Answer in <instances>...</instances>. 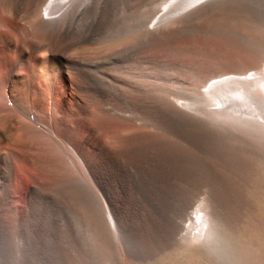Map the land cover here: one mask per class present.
I'll use <instances>...</instances> for the list:
<instances>
[{"label":"bare ground","instance_id":"obj_1","mask_svg":"<svg viewBox=\"0 0 264 264\" xmlns=\"http://www.w3.org/2000/svg\"><path fill=\"white\" fill-rule=\"evenodd\" d=\"M262 5L0 0V241L21 264L40 243L87 240L106 264L215 263L242 220L230 196L264 171V59L214 73L191 100L144 70L163 67L165 41L260 21Z\"/></svg>","mask_w":264,"mask_h":264},{"label":"rangeland","instance_id":"obj_2","mask_svg":"<svg viewBox=\"0 0 264 264\" xmlns=\"http://www.w3.org/2000/svg\"><path fill=\"white\" fill-rule=\"evenodd\" d=\"M262 7L258 9L259 14L261 13L262 15L260 21L258 19L259 22L257 21V19H250L249 22H247L248 18L242 17L241 20H236L237 22H239V26L235 23L236 21H233L234 23L230 22L229 24H227L228 26L226 25V29H228L229 31L224 30L225 28H223V33H221L220 30V32H218V28L216 27V33L218 34H214V32H212V29L215 27H213L212 29H209L212 33H210V31L206 33L208 31L207 29H199L197 31H194L193 33H185L186 35L184 33V35H177L178 39L175 36L173 40L165 41L166 43L160 45L161 50L164 47L162 52L161 50L160 52L158 51L159 54H161L159 55V59L161 58L162 61H164L162 63L163 67H161V69H151V67H147L148 69L146 68L144 70L145 74H148L149 76L151 75L149 77V80L158 82L161 81L160 83H162L163 85L165 84L164 86L167 89L173 90L176 95H179L186 100H191L194 98V92L196 90L198 91L199 88H201L200 85H202L203 80L207 79L214 73L245 71L251 67H260L264 59V15L262 14L264 12V5H262ZM251 20L253 21V23ZM240 23L246 24L242 26L240 25ZM216 28L214 30H216ZM231 28H233V30H231ZM241 30L243 31V34L241 33ZM224 31L228 32L224 33ZM179 52L181 53L179 54ZM155 72H157V75ZM153 76L154 79L156 78L155 80L153 79ZM203 154L204 156L202 155L201 157L203 161L208 162L209 160H211V158L216 161L223 160L213 157V155L209 153ZM230 158L232 159L233 163L236 164H240L239 162L242 161H239V159H236L233 155L230 156ZM204 165V162L196 161V168L199 173H202L201 167ZM239 183H241V181L237 182L236 187ZM240 185L241 184H239V186L230 196L232 209L235 210L236 215L240 216L242 219L238 230V235L232 231H228V234L224 237L222 246L218 251L210 248L214 251H210L212 255L211 258H213L215 262H213L214 264H264V171L253 177V179H251L250 182L247 183V185L245 183L244 185L242 184V186ZM85 242H81V248L80 246L78 247V245L77 248L76 244L73 243L71 246V243H69V247L71 246L70 248H66L68 244L64 246L66 248V251H64L65 248L63 250L61 249L60 245H57L55 243H48L49 245L40 243L39 247L35 246V250L33 254H31V256L33 257L29 256V258L31 257L32 259L30 258V261H27L28 259L24 260L26 262H29L27 264H31V261H34V264H51L55 261L58 262V264H70L69 261L72 260L71 264H73V261L76 260L77 256L80 255L81 257L85 253L87 259L85 260V255H83V260L88 264V259H90L91 261L93 253L96 252L95 254H97V260L95 258L94 260L96 261H94L92 258V262L94 261V264H99L100 262V264L108 263L106 260L107 257H100L105 258L102 259L103 263L101 259H99V244L96 245L94 242L91 243V240H87ZM11 244L12 243H10L9 245H13L12 247L14 249L12 247H9L8 245H5V243H1L0 241V264H21L23 262V259L20 258L18 246H16V244L14 243L12 245ZM85 244L87 245L85 246ZM52 245H54L53 247H51L52 250L57 249V253L55 251H47L48 253H45V256V254L43 253V249L45 248L44 252H46V250L51 249L50 246ZM42 246L44 248H42ZM5 247L9 248V251L12 250L9 254L7 253L8 256L4 255L6 254L4 252H8V250L5 251ZM54 247L56 248L53 249ZM93 247H96V250ZM58 249H61L62 251ZM78 249L80 250L79 252H81V254L78 252ZM92 249L94 250L90 251V254L88 255V250ZM81 250H85V252H82ZM41 251L42 253H40ZM53 253L59 255L58 257H60L61 255V258L58 259L63 262L57 260V256L55 257ZM68 253H72L73 255ZM52 254L54 257L52 256ZM67 254L69 255V257H67ZM34 255L36 256L35 258ZM4 257H6L5 260ZM163 258L164 257H159L155 260H149L146 262L136 261L134 264H165ZM52 259L55 260L52 261ZM78 260L81 261L82 259ZM84 261H81L80 263L79 261H77L74 262V264H85ZM186 261L188 262L187 258L184 257L181 258L180 262H177L176 264H185ZM56 262L52 264H56ZM92 262H90V264H92ZM199 262L201 264H205L203 259H199L196 264H200Z\"/></svg>","mask_w":264,"mask_h":264}]
</instances>
